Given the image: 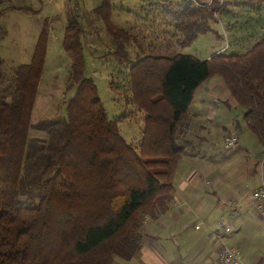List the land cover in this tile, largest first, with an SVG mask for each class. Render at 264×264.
<instances>
[{
  "label": "trees",
  "instance_id": "16d2710c",
  "mask_svg": "<svg viewBox=\"0 0 264 264\" xmlns=\"http://www.w3.org/2000/svg\"><path fill=\"white\" fill-rule=\"evenodd\" d=\"M225 1L180 10L182 44L212 30L209 20ZM26 10L25 8H20ZM106 30L124 46L130 34L111 18L110 0L95 8ZM83 25L72 15L64 49L72 57V79L84 73ZM48 46L47 26L31 63L18 67L11 101L0 99V264H111L131 260L144 238V220L169 210L175 172L183 154L177 132L197 88L219 76L245 109L249 128L264 144V37L241 54L209 59L191 54L145 55L132 62L134 104L144 112L142 137L129 144L97 96L85 98L81 84L62 126V142L36 177L40 193L23 201V169L37 90Z\"/></svg>",
  "mask_w": 264,
  "mask_h": 264
},
{
  "label": "rangeland",
  "instance_id": "374dc122",
  "mask_svg": "<svg viewBox=\"0 0 264 264\" xmlns=\"http://www.w3.org/2000/svg\"><path fill=\"white\" fill-rule=\"evenodd\" d=\"M224 1L226 6L216 11L214 18L209 20L212 30L199 34L193 42L184 46L181 44L183 36L178 34L174 23L181 17L180 10L186 4L194 5L193 1L110 0L113 23L130 34L124 46L127 54L118 51L117 46L123 41L121 38L120 41L114 39L106 30L102 18L95 13L94 9L103 0H66L60 6L54 4L52 20L47 18L50 12L45 13L43 19L30 18L25 13L7 12L8 3L1 4L0 99L11 101L14 98L18 67L31 63L37 41L47 23L46 59L32 114V122L40 124V127L33 128L29 134L22 200L37 197L40 193L35 183L36 177L47 158L54 155L61 144L62 126L69 120L70 109L82 101L78 97L79 101L71 104L81 84L89 87L88 92L83 93L84 97H99L104 102L109 118L118 124L122 136L129 144L137 146L142 137L145 114L132 99L129 83L132 62L149 54L173 56L183 53L201 59H207V56L218 50L219 53L241 54L259 42L264 36V0ZM26 2L29 1L23 4L30 6ZM167 6L171 7L169 11H161ZM151 7L154 10L150 11ZM75 13L79 15L84 30L81 35L84 73L78 81L72 79V57L63 47L66 27ZM214 77L227 88L219 76ZM201 93H204L208 104L218 99L205 96L206 91L201 88L195 96L196 102L200 100ZM241 108L233 111L234 117L243 118ZM195 112L196 106L186 114L177 132L178 142L184 150L176 169L175 185L183 177V164L188 155L193 159L190 163L198 168L197 164H217L232 149L225 147L224 139L217 132H212L206 139L194 137L190 142L182 141L187 119ZM152 243L161 252L170 250L163 237ZM139 260L141 264H148Z\"/></svg>",
  "mask_w": 264,
  "mask_h": 264
},
{
  "label": "crops",
  "instance_id": "0c3cea01",
  "mask_svg": "<svg viewBox=\"0 0 264 264\" xmlns=\"http://www.w3.org/2000/svg\"><path fill=\"white\" fill-rule=\"evenodd\" d=\"M25 1H29L26 3L30 6H25ZM64 1L0 0V5L7 2V12L25 13L30 18L43 19L45 13L50 12L47 18L52 20L54 4L60 6ZM153 7L149 10L156 8ZM170 8L167 6L161 11ZM178 22L179 19L174 23L175 28L182 37ZM219 52L207 56V59ZM201 88L206 91L205 96L218 99L208 104L201 93L196 102L195 96ZM194 106L196 112L187 119L182 141L190 142L194 137L206 139L212 132H217L223 139L236 135L237 146L228 150L225 158L217 164H197L198 168L190 163L193 159L188 155L169 210L156 219L145 218L144 238L131 260L119 258L111 264H141L139 259L148 264H221L219 254L229 246L240 247L244 264H264V219L251 197L254 189L264 183V144L249 128L244 117L245 109L240 107L229 88L221 85L215 77L197 88L189 110ZM239 108L242 119L233 116V111ZM219 221L230 226L231 232L217 229ZM162 237L170 247L165 252L159 251L152 243Z\"/></svg>",
  "mask_w": 264,
  "mask_h": 264
},
{
  "label": "built area",
  "instance_id": "2783aa9c",
  "mask_svg": "<svg viewBox=\"0 0 264 264\" xmlns=\"http://www.w3.org/2000/svg\"><path fill=\"white\" fill-rule=\"evenodd\" d=\"M194 2L195 5H203L206 3H210L212 0H191ZM221 2L223 0H220ZM225 147L230 149L234 148L238 144V137L236 135H229L224 139ZM253 201L255 202L257 209L261 216L264 219V183L261 184L259 187L254 189L251 195ZM232 205L233 203L230 202ZM217 229H222L225 232H231L232 228L228 225H225L224 222L219 221L217 223ZM218 237H220L218 234H216ZM219 260L221 264H244L243 262V254L241 252L240 247L238 246H229L224 247L220 254H219Z\"/></svg>",
  "mask_w": 264,
  "mask_h": 264
}]
</instances>
